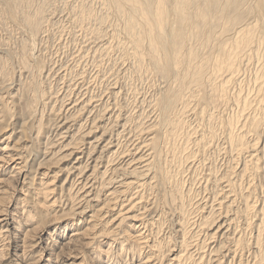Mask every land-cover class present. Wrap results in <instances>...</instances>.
I'll return each mask as SVG.
<instances>
[{
  "label": "rangeland",
  "instance_id": "1",
  "mask_svg": "<svg viewBox=\"0 0 264 264\" xmlns=\"http://www.w3.org/2000/svg\"><path fill=\"white\" fill-rule=\"evenodd\" d=\"M55 1L51 2V10H45H50L49 15L44 11V32L35 35V40L18 18L12 19L13 26L9 15L4 21L0 9V26H4L0 27V219L6 222L5 228H0V264H264V114L258 115V133H244L253 112L246 108L241 113L237 105L235 108L231 104L232 97L241 90V95L247 92L252 96L255 70L249 65L244 67L246 70L237 77L239 82L230 84L229 106L213 108L215 113L210 109L217 118L211 120L212 125L187 112L182 115L183 127L164 139L154 129L158 112L152 105L166 83L153 78L147 65L139 67L133 58L125 56L128 44L120 49L119 45L128 42L121 31L122 19L119 22V18L109 15L102 26L105 37L93 39L90 28L98 23L91 21V14H95V20L97 12L99 16L100 11L104 12L101 0ZM0 2L3 4V0ZM40 3L31 0L29 9ZM80 12L82 19H77ZM108 19L112 25L119 23L117 34L112 33ZM22 59L28 62V69L23 68ZM29 100L32 107H24ZM68 100H75V105H68ZM57 115L67 118L68 131L52 128ZM227 127L243 137L245 153L238 157L227 148ZM151 138L157 140L153 159L151 149H144L142 154L137 150L140 143L146 144ZM107 141L112 143L110 149L101 150L99 146ZM74 142L80 144V153L59 159L67 154L66 147H74ZM43 152L48 153L43 156ZM127 152H133L136 158L140 153L152 159L147 170L141 169L143 165L135 159L132 168L137 167L136 173L131 177L125 167L130 157ZM42 156H53L51 161L56 163L46 164ZM250 158L248 165L244 163ZM94 163L93 181L86 180L85 174L90 173ZM129 179L134 180L131 186H122L123 180L131 182Z\"/></svg>",
  "mask_w": 264,
  "mask_h": 264
},
{
  "label": "bare ground",
  "instance_id": "2",
  "mask_svg": "<svg viewBox=\"0 0 264 264\" xmlns=\"http://www.w3.org/2000/svg\"><path fill=\"white\" fill-rule=\"evenodd\" d=\"M37 1V0H34ZM53 0H41L40 4H36L37 7L32 10L29 9L31 4V0H3L0 2L1 15H6L11 17L10 23L12 24V19H15L18 22L21 21L27 27V32L30 34L33 33L32 36L41 35L42 31L44 32V22H46L45 15L50 12V6H52ZM55 1V0H54ZM92 1V0H91ZM90 1V2H91ZM103 4H102V2ZM100 5L103 7L104 12L99 16V13H96V19H92L95 17V14H91V21H97L98 26L92 29L91 36H94L93 39L101 38L103 30L102 26H104L106 18H109V15L113 14L116 19H122V30L124 31V35L128 39V42L125 41L124 45H119L120 49L128 44L129 49L126 51L125 56L133 58L136 63L141 67L142 65H147L150 71V74L153 78L159 79V81H163L165 85L164 92L157 96L153 103V110H156L157 120H155L156 125L154 129H157L158 135L160 134L162 138L166 139L168 135L171 133H175L181 126L182 123V115H185L187 112H192L198 117V119L203 121L204 123L211 124V120L214 118L213 113L211 112V108L217 109V107H221L224 109L226 105L229 106V103L235 104L241 109V113L246 108H250L253 114H251V118L249 121V126L245 132H253V135L257 130L258 123V115L264 114V0L257 1L254 3L249 2L248 0H101ZM52 2V3H51ZM56 2V1H55ZM73 2V0H72ZM80 2V1H79ZM78 2V3H79ZM93 2V1H92ZM91 2V3H92ZM58 3V2H57ZM61 3V2H60ZM70 3V2H69ZM77 3V4H78ZM89 3V2H88ZM87 3V4H88ZM55 4V3H54ZM84 4V3H83ZM90 4V3H89ZM59 5V4H58ZM93 5V4H92ZM54 6V5H53ZM63 6V5H62ZM71 6V5H69ZM84 6V5H83ZM49 7L48 12L46 13V8ZM56 7V5L54 6ZM59 7V6H58ZM61 7V5H60ZM59 7V8H60ZM68 7V6H67ZM73 7V8H72ZM71 8L74 9L75 5ZM77 7V6H76ZM79 7L80 4H79ZM86 7V6H85ZM96 7V6H95ZM52 8V7H51ZM57 8V7H56ZM54 8V9H56ZM70 8V7H69ZM78 8V7H77ZM76 8V9H77ZM99 8V7H98ZM67 9V8H66ZM71 9V10H72ZM79 9V8H78ZM77 9V10H78ZM91 9V7L89 8ZM57 10V9H56ZM88 10V7H87ZM94 10V9H93ZM45 11V13H44ZM54 11V10H53ZM64 11V9H63ZM69 11V10H68ZM75 11V10H74ZM78 11H81L80 9ZM98 11V10H97ZM62 12V11H61ZM60 12V14H61ZM91 13V11H88ZM94 12V11H93ZM96 12V11H95ZM51 13V12H50ZM54 12H52L53 14ZM56 13V12H55ZM74 13V12H73ZM83 13V11H82ZM88 13V16L90 15ZM45 14V15H44ZM75 14V13H74ZM73 14V15H74ZM81 12L78 14L80 15ZM47 15V17H48ZM57 15V13H56ZM72 15V16H73ZM112 15V16H113ZM52 15H50L51 17ZM71 16V17H72ZM76 16V15H75ZM76 16L77 19L81 18ZM87 16V14L85 15ZM84 16V18H85ZM54 17V16H53ZM65 17V15H64ZM45 18V19H44ZM49 18V17H48ZM75 17H73L74 19ZM83 20H86L84 19ZM3 19V18H2ZM52 19V18H49ZM82 19V18H81ZM80 19V20H81ZM112 18L110 17V20ZM59 20V19H58ZM76 20V19H74ZM82 20V21H83ZM109 20V19H108ZM108 21V23L110 22ZM47 21H50L47 19ZM54 21V20H53ZM71 21V20H70ZM77 21V20H76ZM8 22V19H7ZM67 22V21H66ZM73 22V21H71ZM84 22V21H83ZM115 22V21H114ZM16 23V22H15ZM70 23V22H69ZM80 23V22H79ZM93 23V22H92ZM104 23V24H103ZM9 24V23H8ZM47 24V23H46ZM66 24V23H65ZM71 24V23H70ZM83 24V23H82ZM85 24V23H84ZM103 24V25H102ZM112 28V33L115 34L116 25H112L109 23ZM14 24H12L13 26ZM76 25V24H75ZM74 25V26H75ZM79 25V24H78ZM93 25V24H92ZM106 25V24H105ZM7 26V25H6ZM11 26V27H12ZM16 26V25H15ZM70 26V25H69ZM2 27V26H0ZM4 27V26H3ZM2 27V28H3ZM17 27V26H16ZM20 27V25H19ZM22 27V26H21ZM25 27V28H26ZM64 27V26H63ZM72 27V26H71ZM76 27V26H75ZM93 27V26H91ZM24 28V29H25ZM69 28V27H68ZM84 28V27H83ZM23 29V28H22ZM64 29V28H63ZM66 29V28H65ZM75 29V28H74ZM14 30V28L12 29ZM21 32V28L19 29ZM57 30V29H56ZM77 30V29H76ZM80 30V29H79ZM84 30V29H83ZM9 31V30H8ZM116 31V32H115ZM13 32V31H12ZM11 29H10V33ZM57 32V31H56ZM73 32V31H71ZM79 32V31H78ZM81 32V31H80ZM84 32V31H83ZM88 32V31H87ZM41 33V34H40ZM77 33V32H76ZM9 34V33H8ZM23 34V31L22 33ZM46 34V33H45ZM73 34V33H72ZM78 34V33H77ZM117 34V33H116ZM26 35V34H24ZM43 35V34H42ZM106 35V34H105ZM112 35V34H111ZM109 35V36H111ZM28 36V35H27ZM33 36V37H34ZM34 37V40L36 38ZM49 36V35H48ZM66 36V35H65ZM75 36V35H73ZM89 36V35H88ZM118 36V35H117ZM57 37V36H56ZM61 37V35H60ZM105 37V36H104ZM31 38V36H30ZM39 38V37H38ZM73 38V37H72ZM88 38V37H87ZM125 38V40H126ZM40 39V38H39ZM58 38H56L57 41ZM92 39V38H91ZM116 39V38H115ZM37 40V39H36ZM44 41V40H43ZM80 41V40H79ZM39 42V41H38ZM55 42V41H54ZM40 43V42H39ZM80 43V42H79ZM92 43V42H91ZM90 43V44H91ZM118 43V42H115ZM6 44V43H5ZM53 44V43H52ZM120 44V43H118ZM117 44V45H118ZM83 45V44H82ZM81 45V46H82ZM93 45V44H92ZM105 45V44H104ZM114 45V44H113ZM43 46V45H42ZM64 46V45H63ZM75 46V45H74ZM117 47V46H116ZM41 49V48H40ZM62 49V48H61ZM96 49V48H95ZM117 49V48H116ZM40 51V50H39ZM61 51V50H60ZM72 51V50H71ZM77 51V50H76ZM75 51V52H76ZM79 51V50H78ZM93 51V50H91ZM100 51V50H99ZM97 51V52H99ZM95 52V51H94ZM93 52V53H94ZM118 52V51H117ZM57 53V52H56ZM78 53V52H76ZM123 53V52H122ZM36 54V53H35ZM46 54V53H45ZM83 54V53H82ZM117 54V53H116ZM74 55V54H73ZM76 55V54H75ZM124 55V54H123ZM1 56V55H0ZM40 56V55H39ZM96 56V55H95ZM101 56V55H100ZM81 57V55H80ZM83 57V56H82ZM81 57V58H82ZM105 57V56H104ZM108 57V56H107ZM122 57V56H121ZM53 58V57H52ZM99 58V57H98ZM124 58V57H123ZM63 59V58H62ZM65 59V58H64ZM75 59V58H74ZM78 59V58H77ZM80 59V58H79ZM125 59V58H124ZM38 60V58H37ZM85 60V59H84ZM83 60V61H84ZM98 60V59H97ZM103 60V59H102ZM101 60V61H102ZM28 61V60H27ZM40 61V60H38ZM49 61V60H48ZM65 61V60H64ZM99 61V60H98ZM89 62V61H88ZM103 62V61H102ZM28 63V62H27ZM26 61L22 59L23 68L27 66ZM74 63V62H73ZM114 63V62H113ZM66 64V63H65ZM84 64V63H83ZM86 65V64H85ZM112 65V64H110ZM123 65V64H122ZM134 65V64H133ZM251 66L253 68V84L254 90L252 96L246 92V94L241 95L243 88H241V92L234 95L230 101V96L228 97V91L230 84H234L238 79V75L240 72L246 70L244 67ZM4 66V65H3ZM77 66V65H76ZM90 66V65H89ZM147 66L145 68H147ZM248 66V67H249ZM253 66V67H252ZM51 67V66H50ZM65 67V66H64ZM86 67V66H85ZM110 67V66H109ZM3 68V67H2ZM59 68V67H58ZM63 68V67H62ZM255 68V69H254ZM93 69V68H92ZM100 69V68H99ZM250 68H247V70ZM143 70V69H142ZM80 71V70H78ZM145 71V70H144ZM135 72V71H134ZM148 72V71H147ZM251 72V71H250ZM21 73V72H20ZM19 73V74H20ZM69 73V72H68ZM141 73V72H140ZM74 74V73H73ZM76 74V73H75ZM89 74V73H88ZM242 74V73H240ZM78 75V74H77ZM138 75V74H136ZM121 76V75H120ZM123 76V75H122ZM144 76V75H143ZM21 77V76H20ZM31 77V76H30ZM108 77V76H107ZM111 77V76H110ZM146 77V76H145ZM249 77V76H248ZM62 78V77H61ZM74 78V77H73ZM89 78V77H88ZM239 78V77H238ZM22 79V78H21ZM58 79V78H57ZM86 79V78H85ZM117 79V78H116ZM24 79H22L23 81ZM109 80V79H108ZM115 80V79H114ZM119 80V79H117ZM241 80V79H240ZM245 80V79H244ZM27 81V80H25ZM55 81V80H54ZM5 82V80L3 81ZM24 82V81H23ZM75 82V81H74ZM239 82V80H238ZM249 82V81H248ZM1 83V82H0ZM51 83V82H50ZM156 83V82H155ZM252 83V81H251ZM59 84V83H58ZM66 84V83H65ZM110 84V82H109ZM241 84V83H240ZM63 85V84H62ZM89 85V84H88ZM101 85V84H100ZM2 86V85H1ZM58 86V85H57ZM97 86V85H96ZM111 86V85H110ZM18 87V86H17ZM16 87V88H17ZM84 87V86H83ZM105 87V86H104ZM123 87V86H121ZM160 87V86H159ZM163 87V86H162ZM249 88V87H247ZM119 89V88H118ZM148 89V88H147ZM160 89V88H159ZM92 90V89H91ZM49 91V90H48ZM101 91V90H100ZM106 91V90H105ZM135 91V90H134ZM14 92V91H12ZM20 92V91H19ZM47 92V91H45ZM93 92V91H92ZM140 92V91H139ZM138 92V93H139ZM53 93V92H52ZM123 93V92H122ZM137 93V91H136ZM241 93V94H240ZM114 94V93H113ZM17 95V94H16ZM19 95V94H18ZM124 95V94H123ZM122 95V96H123ZM64 96V95H63ZM71 96V95H70ZM114 96V95H113ZM251 96V97H250ZM49 97V96H48ZM52 97V96H50ZM96 97V96H95ZM107 97V96H106ZM109 97V96H108ZM20 98V97H19ZM55 98V97H54ZM97 98V97H96ZM131 98V97H130ZM148 98V97H147ZM49 99V98H48ZM59 99V97H58ZM92 99V98H91ZM57 100V99H56ZM17 101V100H16ZM124 101V100H123ZM1 102V101H0ZM19 102V100L17 101ZM45 102V101H44ZM153 102V101H152ZM76 103L75 100H68L67 104L74 106ZM138 103V102H137ZM1 104V103H0ZM54 104V103H53ZM66 104V102H65ZM149 104V103H148ZM33 105L32 100H29L24 107L31 108ZM61 105V104H60ZM91 105V104H90ZM95 105V104H94ZM132 105V104H131ZM135 105V104H134ZM46 106V105H45ZM84 106V105H83ZM150 106V105H149ZM23 107V108H24ZM50 107V106H49ZM48 107V108H49ZM129 107V106H128ZM90 109V108H89ZM238 109V108H237ZM2 109H0L1 111ZM135 110V109H134ZM214 110V109H213ZM212 110V111H213ZM60 111V110H59ZM94 111V110H93ZM112 111V110H111ZM217 110H214V113ZM1 111V115H2ZM128 112H131L128 110ZM74 113V112H73ZM136 113V112H135ZM139 113V112H138ZM147 113V112H146ZM71 114V113H70ZM124 114V113H123ZM188 114V113H187ZM69 115V114H68ZM67 116V115H66ZM119 116V115H118ZM148 116V115H147ZM218 116V115H217ZM215 116V117H217ZM2 117V116H1ZM124 117V116H123ZM82 118V117H81ZM91 118V117H90ZM111 118V117H110ZM112 118H114L112 116ZM121 118V117H120ZM53 119V118H52ZM127 119V117H126ZM141 119V118H140ZM143 119V118H142ZM147 119V118H145ZM152 119V117H151ZM217 118H214V120ZM56 122L52 126L54 130L65 129L68 131V120L66 117H61L57 115L55 117ZM112 120V119H111ZM199 120V121H200ZM70 121V120H69ZM129 121V120H128ZM184 121V120H183ZM196 121V120H195ZM116 122V121H115ZM114 122V123H115ZM125 120L124 123H126ZM140 122V121H139ZM193 122V121H192ZM198 122V121H197ZM194 123V122H193ZM141 124V123H140ZM196 124V123H195ZM209 124V125H210ZM80 125V124H79ZM122 125V124H121ZM134 125V124H133ZM153 125V124H152ZM184 125V124H183ZM192 125V124H191ZM204 125V124H203ZM212 125V124H211ZM242 125V124H241ZM90 126V124H89ZM113 126V125H112ZM137 126V125H136ZM140 126V125H139ZM146 126V125H145ZM181 126V127H180ZM199 126V125H198ZM197 126V127H198ZM124 127V126H123ZM141 127V126H140ZM244 127V126H243ZM51 128V129H52ZM130 128V127H129ZM128 128V129H129ZM151 128V129H152ZM228 128V127H227ZM77 129V127H76ZM101 129V128H100ZM141 129V128H140ZM146 129V128H145ZM211 129V128H210ZM228 142L229 145L227 148L229 151L234 152L238 157L245 153V148L242 143V138L240 135H235L233 132L231 133V129L228 128ZM241 129V128H240ZM103 130V128H102ZM123 130V129H122ZM147 130V129H146ZM181 130V129H180ZM209 130V129H208ZM244 130V129H243ZM243 130H241L243 132ZM1 131V130H0ZM81 131V130H79ZM86 131V130H85ZM132 131V130H131ZM201 131V130H200ZM65 132V131H64ZM105 132V131H104ZM111 132V131H110ZM180 132V131H179ZM62 133V132H61ZM91 133V132H90ZM130 133V132H128ZM209 133V132H208ZM262 133V132H261ZM89 134V130H88ZM135 134V133H134ZM155 134V132H154ZM153 134V135H154ZM217 134V133H216ZM242 134V133H241ZM110 135V134H109ZM119 135V134H118ZM152 135V134H151ZM157 135V134H155ZM159 135V136H160ZM264 135V134H263ZM4 136V135H3ZM71 136V135H70ZM69 136V137H70ZM124 136V135H123ZM139 136V135H138ZM202 136V135H201ZM227 136V135H226ZM64 137V136H63ZM79 137V136H78ZM111 137V136H110ZM121 137V136H120ZM119 137V138H120ZM137 137V136H136ZM151 137V136H149ZM198 137V136H197ZM77 138V137H76ZM84 139V137H79ZM142 138V137H141ZM148 138V137H147ZM219 138V137H218ZM1 139V138H0ZM98 139V138H97ZM121 139V138H120ZM226 139V140H227ZM93 140V139H92ZM95 140V139H94ZM144 140V139H143ZM149 140V139H148ZM89 141V140H88ZM124 141V140H123ZM157 140L155 138H151L146 144L145 142L140 143L137 150L142 153H145L150 149L152 150V159L154 158V146ZM165 141V140H164ZM203 141V140H202ZM134 142V141H133ZM163 142V141H162ZM167 142V141H166ZM75 143V142H74ZM210 143V142H209ZM208 143V144H209ZM214 143V142H213ZM254 143V142H253ZM46 144V143H45ZM73 144V143H72ZM94 144V143H93ZM92 144V149L94 150L95 145ZM99 144V140L95 143ZM112 143L107 141L101 146V150H109L110 145ZM133 144V143H132ZM144 144V145H141ZM166 144V143H165ZM212 144V143H211ZM225 144V143H224ZM74 147L68 148L66 147L65 153L62 154L59 159L63 158V155H77L80 153L78 150L81 148L80 144H73ZM118 145V144H117ZM116 145V146H117ZM121 145V144H120ZM125 145V144H124ZM194 145V144H193ZM254 145V144H253ZM252 145V146H253ZM66 146V144H65ZM68 146V145H67ZM70 146V145H69ZM123 146V145H122ZM150 146V147H149ZM164 146V145H163ZM13 147V146H12ZM11 147V148H12ZM63 147V144L60 146ZM120 147V146H119ZM209 147V145H208ZM263 147V146H262ZM49 148V147H48ZM68 148V149H67ZM211 148V147H210ZM9 149V148H8ZM35 149V148H34ZM62 149V148H61ZM218 149V148H217ZM12 150V149H10ZM40 150V149H39ZM38 149L35 151H39ZM88 150V149H87ZM91 150V149H90ZM143 150L145 152H143ZM8 151V150H7ZM44 151V150H43ZM59 151V150H58ZM128 151V150H127ZM133 151V150H132ZM138 151V152H139ZM216 151V149H215ZM257 151V150H256ZM2 152V151H1ZM42 152V151H41ZM40 152V153H41ZM45 152V151H44ZM43 152V156H46ZM53 152V151H51ZM135 152V150H134ZM227 152V151H226ZM101 153V152H100ZM129 152H127L128 154ZM133 153V152H131ZM129 153L130 157L125 163V167L128 168L129 175H134L137 167L134 166L135 159L137 163L142 164L141 169H145L148 167L149 157L143 158L140 155L138 158ZM147 152L146 154H148ZM120 154V153H119ZM134 154V153H133ZM56 155V154H55ZM76 155V156H77ZM85 155V154H84ZM122 155V153H121ZM137 155V156H138ZM263 155V154H262ZM16 156V155H15ZM19 156V155H18ZM22 156V155H21ZM20 156V157H21ZM42 156V157H43ZM54 156V154H53ZM50 156V157H53ZM58 156V155H57ZM56 156V157H57ZM66 156V157H67ZM147 156V155H146ZM258 156V155H257ZM46 157L43 159L44 163L48 164L51 161V158ZM56 157H54L56 159ZM151 157V155H150ZM229 157V156H228ZM251 157V155L249 156ZM253 157V156H252ZM28 158V157H27ZM86 158V157H85ZM232 158V157H231ZM234 158V157H233ZM248 158V157H247ZM49 159V160H48ZM58 159V157H57ZM58 159V160H59ZM76 162L78 161V156L74 158ZM254 159V158H253ZM252 159V163L254 162ZM74 160V161H75ZM97 160V159H95ZM236 160V159H235ZM256 160V159H255ZM73 161V162H74ZM120 161V160H119ZM123 161V160H122ZM134 161V162H133ZM204 161V159H203ZM231 161V160H230ZM244 161V160H243ZM251 158L244 163H249ZM56 163V161H54ZM53 162V163H54ZM94 162V161H93ZM199 162V161H198ZM202 162V161H201ZM41 163V162H40ZM130 163V164H129ZM136 163V164H137ZM234 163V162H233ZM85 164V163H84ZM99 164V163H98ZM121 164V163H120ZM139 164V165H140ZM236 164V163H235ZM90 165V164H89ZM93 165V164H92ZM138 165V166H139ZM231 165V164H230ZM229 165V167H230ZM243 165V164H242ZM245 165V164H244ZM248 165V164H247ZM15 166V165H14ZM237 166V165H235ZM250 166V165H249ZM248 166V167H249ZM18 167V166H17ZM49 167V166H48ZM246 167V165H245ZM245 167H243L245 169ZM96 168V164L90 170V173L85 174L86 180L93 181V174ZM107 168V167H106ZM112 168V167H111ZM247 168V167H246ZM264 168V167H263ZM22 169V168H21ZM78 169V166H77ZM84 169V168H83ZM150 169V168H149ZM242 169V168H241ZM240 169V170H241ZM18 170V169H17ZM82 168L78 171L81 172ZM140 170V168H139ZM26 171V170H25ZM118 171V170H117ZM15 172V171H14ZM67 172V171H66ZM69 172V171H68ZM67 172V173H68ZM71 172V169H70ZM69 172V173H70ZM119 172V171H118ZM121 172H123L121 170ZM78 173V172H77ZM84 173V172H83ZM146 173V172H144ZM224 173V172H223ZM44 174V173H43ZM79 174V173H78ZM215 175V173H213ZM68 175V174H67ZM76 175V174H74ZM81 175V174H80ZM120 175V174H119ZM142 175V174H141ZM213 175V176H214ZM245 175V174H244ZM208 176V175H207ZM212 176V177H213ZM222 176V175H221ZM224 176V175H223ZM222 176V177H223ZM242 176V175H241ZM99 177V176H98ZM125 177V176H124ZM134 177V176H133ZM137 177V176H136ZM140 177V176H139ZM227 177V176H226ZM229 177V176H228ZM231 177V176H230ZM229 177V178H230ZM263 177V175H262ZM68 178H71L70 176ZM75 178V177H74ZM205 178V177H204ZM67 179V178H66ZM218 179V178H216ZM247 179V178H246ZM100 180V179H99ZM123 180L125 187L134 181L132 179ZM137 180V179H136ZM135 180V181H136ZM139 180V179H138ZM151 180V179H150ZM200 180V179H199ZM202 180V179H201ZM222 180V178H221ZM235 180V179H234ZM147 181V180H146ZM205 181L208 180L205 178ZM214 181V180H213ZM218 181V180H217ZM264 181V180H263ZM102 182V181H101ZM137 182V181H136ZM227 182H229L227 180ZM235 182V181H234ZM87 183V182H86ZM90 184V183H89ZM92 184V182H91ZM122 184V183H121ZM222 184V183H221ZM230 184V183H229ZM239 184V183H237ZM260 184V183H259ZM99 185V184H98ZM119 185V184H118ZM216 185V184H215ZM248 185V184H247ZM70 186V185H69ZM133 186V185H132ZM228 186V184H227ZM72 187V186H71ZM83 187V186H82ZM220 187V186H219ZM235 187V186H234ZM261 187V186H260ZM93 188V187H92ZM115 188V187H114ZM124 188V187H123ZM140 188V187H139ZM222 188V187H221ZM101 189V188H100ZM122 189V188H121ZM120 189V191H121ZM51 190V189H50ZM213 190V189H212ZM254 190V189H253ZM80 191V190H78ZM77 191V192H78ZM123 191V190H122ZM229 191V190H228ZM231 191V190H230ZM86 192V190H84ZM215 192V191H214ZM220 192V191H219ZM80 193V192H79ZM87 193V192H86ZM85 193V194H86ZM131 193V192H130ZM230 193V192H229ZM92 194V193H91ZM111 194V193H110ZM218 194V193H217ZM226 194V193H225ZM122 195V194H121ZM231 195V194H230ZM84 196V195H83ZM215 196V195H214ZM225 196V195H224ZM223 196V197H224ZM75 197V196H74ZM79 197V196H78ZM86 197V196H85ZM91 197V196H90ZM89 197V198H90ZM132 197V196H131ZM226 197V196H225ZM71 198V197H70ZM93 198V197H91ZM135 198V197H134ZM211 198V197H210ZM233 198V197H232ZM76 199V198H75ZM88 199V198H87ZM117 199V198H116ZM139 199V198H138ZM137 199V200H138ZM214 199V198H213ZM221 199V198H220ZM79 200V199H77ZM202 200V199H201ZM212 200V199H211ZM210 200V201H211ZM87 201V200H86ZM85 201V202H86ZM110 201V200H109ZM209 201V203H210ZM226 201V200H225ZM229 201V199H228ZM84 202V203H85ZM96 202V201H95ZM233 202V201H232ZM88 203V202H87ZM112 203V202H111ZM218 203V202H217ZM262 203V202H261ZM77 204V203H76ZM79 204V202H78ZM125 204V203H124ZM132 204V203H131ZM212 204V202H211ZM220 204V203H219ZM234 204V203H233ZM238 204V203H237ZM104 205V204H103ZM224 205V204H223ZM111 206V205H110ZM122 206V205H121ZM211 206V205H210ZM217 206V205H215ZM221 206V205H220ZM249 205H247L248 207ZM203 207V206H202ZM238 207V206H237ZM246 207V208H247ZM263 207V206H262ZM83 208V207H82ZM127 208V207H126ZM139 208V207H138ZM245 208V209H246ZM73 209V208H72ZM119 209V208H118ZM212 209V208H211ZM223 209V207H222ZM261 209V208H260ZM124 210V209H123ZM226 210V209H225ZM228 210V209H227ZM2 211V210H1ZM119 211V210H118ZM220 211V210H219ZM235 211V209H234ZM84 212V211H83ZM121 211L120 213H122ZM142 214V213H141ZM119 215V214H118ZM121 215V214H120ZM123 215V214H122ZM104 216V214H103ZM139 216V214H138ZM216 216V215H215ZM123 217V216H122ZM134 217V216H133ZM137 217V216H136ZM140 217V216H139ZM121 220V216L119 217ZM214 219V218H213ZM260 219V218H259ZM231 220V219H230ZM229 220V221H230ZM262 220V218H261ZM119 222V221H118ZM230 223V222H229ZM261 223V222H260ZM118 224V223H117ZM210 224V223H209ZM6 222L5 218L0 219V228L3 230L5 228ZM202 225V224H201ZM260 225V224H259ZM8 226V225H7ZM220 224L217 226L219 227ZM216 227V228H217ZM224 228V227H223ZM222 228V229H223ZM237 229V228H236ZM217 230V229H216ZM181 231V230H180ZM235 231V230H234ZM244 232V231H243ZM259 232V228H258ZM214 235V234H213ZM220 235V234H219ZM233 235V234H232ZM226 236V235H225ZM259 237V234H257ZM191 240V238H190ZM237 241V240H236ZM235 241V242H236ZM182 242H187L183 240ZM193 243V242H192ZM228 243V242H227ZM237 243V242H236ZM185 243H183L184 245ZM186 244H189L187 242ZM186 246V245H185ZM236 246V245H235ZM187 247V246H186ZM234 248V247H233ZM202 249V248H201ZM209 249V248H208ZM255 249V248H254ZM169 250V249H168ZM186 250V248L184 249ZM234 250V249H233ZM183 251V250H181ZM199 251V250H198ZM215 251V249H214ZM218 251V250H217ZM216 251V252H217ZM261 248L257 247V253L259 254ZM184 252V251H183ZM182 252V254H183ZM164 253V252H163ZM186 253V252H184ZM215 253V252H214ZM250 253V252H249ZM181 254V255H182ZM189 254V253H188ZM192 254V253H191ZM197 254V253H196ZM226 254V253H225ZM162 254H160L161 256ZM185 255V254H183ZM163 256V255H162ZM179 256V255H178ZM1 257V256H0ZM181 257V256H180ZM201 257V256H200ZM225 257V256H224ZM191 258V257H190ZM233 258V257H231ZM145 259V258H144ZM158 259V258H157ZM161 259V258H160ZM178 259V258H176ZM200 259V258H199ZM240 259V258H239ZM147 260V259H146ZM173 260V258H172ZM210 260V259H209ZM212 260V259H211ZM221 260V259H220ZM183 261V260H182ZM237 261V260H236ZM246 261V260H245ZM176 262V261H175ZM181 262V260H180ZM178 263V261H177ZM176 263V264H177ZM187 263V262H186ZM238 263V262H237ZM244 263V262H243ZM179 264V263H178ZM215 264V263H213ZM230 264V263H229Z\"/></svg>",
  "mask_w": 264,
  "mask_h": 264
}]
</instances>
